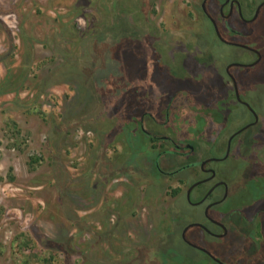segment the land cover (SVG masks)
I'll return each instance as SVG.
<instances>
[{"label":"rangeland","instance_id":"374dc122","mask_svg":"<svg viewBox=\"0 0 264 264\" xmlns=\"http://www.w3.org/2000/svg\"><path fill=\"white\" fill-rule=\"evenodd\" d=\"M239 1L251 15L257 0ZM201 2L0 0V264H212L179 238L184 225L202 221L201 207L185 201L179 175L155 170L157 151L169 145L151 143L135 125L140 109L166 120L174 97L166 123L144 121L157 135L196 143L217 129L215 106L232 103L224 67L249 53L210 37ZM234 23L262 54L257 65L231 69L260 115L242 149L212 162L230 173V192L240 191L222 210L264 170V7L252 24ZM247 119L237 107L228 130ZM229 219L222 240L196 226L187 237L226 264H264V235L252 231L250 240L247 226Z\"/></svg>","mask_w":264,"mask_h":264},{"label":"flooded vegetation","instance_id":"af4514ba","mask_svg":"<svg viewBox=\"0 0 264 264\" xmlns=\"http://www.w3.org/2000/svg\"><path fill=\"white\" fill-rule=\"evenodd\" d=\"M203 1L204 8L201 6V11L204 18L207 20L210 37L216 43L240 48L249 53L248 60L231 61L224 67V73L232 85V97H230V101H232V103L217 104L215 106L216 110L222 111L220 114L222 119L218 121L217 124L219 125L217 129L214 128L211 130L212 134L210 138L207 135H203V133L200 134L201 136L197 139L196 143L194 142L195 140L182 136H176L174 138L169 135H157L148 129L147 124L144 121V117H149L154 124L163 125L166 123V120L170 119L169 112L173 111L172 104L175 99L174 97L170 98L165 104L164 116H166V120H157V118H155L151 113L140 109V115L135 121V125L139 128L143 138H147L151 143H154L157 140L169 145L168 148L157 151L153 161L155 170L167 176L179 175V177H181L186 184L188 183L184 194L185 201L190 207H193L194 205H199L201 207L200 217L202 218V221L195 220L184 225L180 232V240L189 245L191 248H195L200 251L212 264H220L217 260L213 259L212 256L220 260L223 264H226L216 250L189 239L187 237V232L191 226H196L202 234L222 240L229 232L226 224L230 223L229 218L234 216V218H238V223H244V225L247 226L248 231L244 235L248 239L252 240V231L256 234L259 233V235H264L263 232L258 230V228L262 229L264 226V206L255 210L252 209V204L255 201L264 200V170L260 172V174L255 175L253 180H247L249 183L247 184V190L245 189L247 195L241 202L231 206L230 208L222 210L219 206L228 198L238 195L240 191L238 188H235L231 193V187L225 178V175L230 173L217 170L212 165V162L226 161L235 147L238 150L242 149L241 141L246 139V136H249L248 134L253 131L254 127H256L259 122V112L252 104H249L244 97H241L240 88L238 87L236 77L231 72V69L234 67H252L261 61V52L256 47L249 44V42H242V37L245 34L241 31L239 26L234 23V21L237 19V21H239L244 27H246L245 25L247 24L250 25L255 22L261 9L264 7V0H257L254 11L251 15L246 13L243 4H241L239 0H216V15L211 14L208 4L210 0H202V2ZM259 5L260 7L258 13L256 17L253 18V15ZM241 44H245L249 46V48L244 47ZM232 62L238 64L232 65L227 69V66ZM229 73L232 74L235 79L239 99L236 96L235 88ZM178 93L180 94L181 92ZM237 107H242L249 115V119L242 124L239 123L237 125L238 127L236 125L230 126V128L233 129L231 131V129L228 130L231 123L230 117L232 111L237 110ZM223 134H226L227 137L224 152L220 155L219 152H217V147ZM205 144L208 146V149L203 151L205 150L203 148ZM171 157L178 161L177 165L175 167H169V169H162L159 164L160 160ZM237 186L238 184L235 185V187ZM248 208L252 210L247 212L246 209ZM186 226H188V228L184 231ZM262 249V246L259 247L258 245L257 250L262 251ZM235 260H239V258L236 257ZM200 261L201 260L199 259L194 260V262H198L197 264H202Z\"/></svg>","mask_w":264,"mask_h":264},{"label":"water","instance_id":"95a60500","mask_svg":"<svg viewBox=\"0 0 264 264\" xmlns=\"http://www.w3.org/2000/svg\"><path fill=\"white\" fill-rule=\"evenodd\" d=\"M201 6L204 8V1L202 2ZM259 7H260V5L257 7V9H256V11H255V13H254V15H253V18L256 17V15H257V13H258V10H259ZM241 45L244 46V47H248V48H249V46H247V45H245V44H241ZM256 52H257V51H256ZM257 54H258V52H257ZM237 64H238V63H234V62H232V63H230V64L227 66V69H228L230 66H232V65H237ZM229 76H230L231 79H232L233 86H234V88H235L236 96H237V98L239 99V95H238L237 85H236L235 79H234V77L232 76V74H230V73H229ZM192 224H196V223H192ZM188 226H189V225H188ZM188 226H186V227L184 228V231L188 228ZM184 231H183V233H184ZM212 258L215 259V260H217L220 264H223L220 260H218V259L215 258L214 256H212Z\"/></svg>","mask_w":264,"mask_h":264},{"label":"trees","instance_id":"16d2710c","mask_svg":"<svg viewBox=\"0 0 264 264\" xmlns=\"http://www.w3.org/2000/svg\"><path fill=\"white\" fill-rule=\"evenodd\" d=\"M194 263L197 264L198 262H194ZM194 263H193V264H194Z\"/></svg>","mask_w":264,"mask_h":264}]
</instances>
